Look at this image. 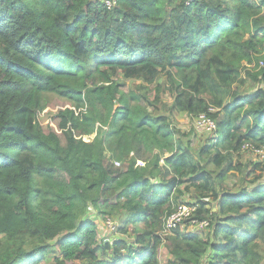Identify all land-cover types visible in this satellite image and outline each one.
Returning a JSON list of instances; mask_svg holds the SVG:
<instances>
[{
	"label": "trees",
	"instance_id": "obj_1",
	"mask_svg": "<svg viewBox=\"0 0 264 264\" xmlns=\"http://www.w3.org/2000/svg\"><path fill=\"white\" fill-rule=\"evenodd\" d=\"M105 1L0 0V264H159L165 242L171 264H260L264 163L246 171L234 155L264 148V0ZM118 72L165 75L174 111L204 113L217 132L184 144L146 87L124 91ZM243 73L263 85L251 97L233 89ZM49 95L77 111L58 113L61 134L37 121ZM237 173L247 186L224 189ZM190 189L198 202L181 200ZM183 204L210 221L209 237L160 236ZM90 206L120 218L126 238L102 242Z\"/></svg>",
	"mask_w": 264,
	"mask_h": 264
},
{
	"label": "rangeland",
	"instance_id": "obj_2",
	"mask_svg": "<svg viewBox=\"0 0 264 264\" xmlns=\"http://www.w3.org/2000/svg\"><path fill=\"white\" fill-rule=\"evenodd\" d=\"M254 66V65H253ZM242 78L245 79V84L241 82L236 83L233 86V89H236L241 97H251L254 93H256L259 89L263 87V85L257 82L254 78L248 77L245 73H243ZM114 80L119 83L122 89L126 92L128 91H137L141 85L145 86L146 89L144 92H148L151 96V99L155 102V104L160 108L161 113L168 115L171 120H173V125L180 129L183 133H186V138H182L183 143L190 141L193 148L197 149L204 145L206 141L213 136L214 133L199 131L196 126V117L190 116L186 113L179 114L174 111L173 103L174 98L169 91V84L165 75H162L158 78L156 83L147 84L142 80L138 79H128L123 76L122 72H118L114 76ZM46 104L44 105L45 109L38 111L37 113V121L40 123L45 130L54 131L58 134H61L58 129V119L56 118L58 113L70 108L68 102L62 98H59L54 95L46 96L45 98ZM228 103V102H226ZM214 113L213 115H215ZM62 137V136H61ZM62 143L65 145V140L62 137ZM234 162L236 164L244 165L246 167V171H249V166L253 163L260 162L258 156L252 150L240 151L234 155ZM243 175H232L229 180L224 184V189L230 190L233 193L240 191L243 187L247 186V183H244ZM184 196L181 198L183 202L191 201L192 203L198 202V198L200 197V193L194 191V189H190L189 191L183 190ZM187 197V198H186ZM206 203L207 209L213 206L212 203L209 202L208 199H204ZM184 205V204H183ZM86 218L93 222H98L99 224V233L102 242L113 241L115 238H126L121 232H119V227L121 223V219L118 217H112L110 220L115 222L116 229L109 230L106 226V220H101L96 211L90 206L86 215ZM144 229V227H141ZM190 231V228H185L184 231ZM193 233L200 235L201 237H209L210 229H206L203 231L192 230ZM135 238V237H134ZM165 239V237H163ZM166 243V242H165ZM165 243L159 248V264H171L173 261V257L169 253L166 248ZM262 262L260 264H264V248L261 251Z\"/></svg>",
	"mask_w": 264,
	"mask_h": 264
},
{
	"label": "built area",
	"instance_id": "obj_3",
	"mask_svg": "<svg viewBox=\"0 0 264 264\" xmlns=\"http://www.w3.org/2000/svg\"><path fill=\"white\" fill-rule=\"evenodd\" d=\"M195 0H188V3L194 2ZM117 0H106L105 4L108 9H112L114 6H116ZM263 66V63H261ZM211 121L207 120L205 116H201L198 121V128H204L207 127L209 130L211 128ZM214 127V125H212ZM115 165L117 167L120 166L119 162H116ZM197 210V207H191V206H180L177 211L170 214L166 220H165V229L164 231L167 232H173L178 228H190V232H193L192 230L196 231H203L210 227V221L205 220H198L197 218H192L194 212ZM112 222L108 221L107 226L112 227ZM189 231V230H188Z\"/></svg>",
	"mask_w": 264,
	"mask_h": 264
},
{
	"label": "clouds",
	"instance_id": "obj_4",
	"mask_svg": "<svg viewBox=\"0 0 264 264\" xmlns=\"http://www.w3.org/2000/svg\"><path fill=\"white\" fill-rule=\"evenodd\" d=\"M116 5H117V3H116ZM261 63H263V66L261 65ZM260 63V67L259 68H263L264 67V62H261ZM254 65V66H253ZM253 67H255V64H252V65H249L248 66V69H252ZM259 70V69H258ZM257 70V71H258ZM69 109H71V110H73L74 112H77V111H75V109L74 108H69ZM210 113H212V114H214V113H217V109L216 108H214V107H211L210 108ZM201 116H205V118L207 119V120H210L211 121V128L208 130L207 129V127H204V128H198V121H199V119H200V117ZM212 125H214V127H212ZM195 126H196V128L199 130V131H204V132H211V133H216L217 132V129H218V125H217V121L215 120V119H212L211 117H208L206 114H204V113H201L200 115H198L197 117H196V123H195ZM214 135V134H213ZM246 150H252L253 152H255L256 153V155L258 156V158H259V160H260V162H262V163H264V148H261V149H255V148H253L251 145H249V144H246L245 146H243V148H242V151H246ZM131 157H134V155L133 154H131ZM115 162V161H114ZM113 162V163H114ZM116 166V165H115ZM122 165H121V163H120V166L119 167H117V168H120ZM136 167L137 168H144V167H146V163L144 162V161H141V160H137V162H136ZM182 206H184V205H182ZM178 210V208L176 209V211ZM175 212V211H174ZM168 217V216H167ZM166 217V218H167ZM166 220V219H165ZM165 220H164V224H163V228H162V230H161V232H160V236L162 237V236H164L165 234H166V232L164 231V229H165ZM108 221H110V222H112L110 219H107V221L106 222H108ZM112 227H108L107 226V223H106V226H107V228L109 229V230H115L116 229V226L114 225L115 224V222L113 221L112 222ZM187 232H190V231H187ZM191 233H193V232H191ZM115 239H117V238H115Z\"/></svg>",
	"mask_w": 264,
	"mask_h": 264
}]
</instances>
